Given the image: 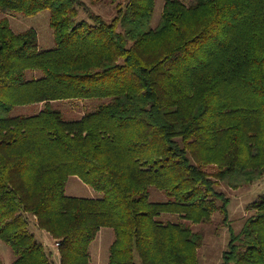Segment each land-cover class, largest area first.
I'll return each instance as SVG.
<instances>
[{
	"label": "trees",
	"instance_id": "obj_1",
	"mask_svg": "<svg viewBox=\"0 0 264 264\" xmlns=\"http://www.w3.org/2000/svg\"><path fill=\"white\" fill-rule=\"evenodd\" d=\"M156 1L121 0L107 21L79 19L80 0H0L5 14L49 9L54 38L42 49L34 28L0 19V239L11 264H52L31 217L60 264H91L103 227L115 233L109 264H198L204 233L192 224L229 218L219 185L264 176V0H164L154 23ZM101 98L74 120L54 106ZM70 176L103 196L66 194ZM150 186L168 199L150 200ZM248 209L218 264H264V195Z\"/></svg>",
	"mask_w": 264,
	"mask_h": 264
},
{
	"label": "rangeland",
	"instance_id": "obj_2",
	"mask_svg": "<svg viewBox=\"0 0 264 264\" xmlns=\"http://www.w3.org/2000/svg\"><path fill=\"white\" fill-rule=\"evenodd\" d=\"M80 1L83 7L79 9V19L89 20L88 14L93 12L101 14L107 21H110L115 15L117 3L121 0H101L97 3L91 0ZM163 4L164 0L156 1L154 23L158 22L160 18ZM3 16H7L11 28L16 33L34 28L38 33L39 47L42 49H49L54 46L49 9H43L39 13L30 16L16 13H0V19ZM103 101L104 99L102 98L95 100H67L56 102L54 106L63 114L66 120H74L79 118L83 113L96 109L95 107L103 103ZM25 108L17 106L13 114H32L37 109L34 106L27 110ZM207 168L212 169L209 166ZM219 188L230 198L228 205L229 218L224 222L223 215L219 211H216L212 214V218L208 223L192 224L195 231H202L204 233L203 244L198 249V264H218L221 261L222 252L227 248L230 239V229L238 232L249 214V204L259 200L264 195V176L238 188L229 187L224 183L219 185ZM65 193L88 198H100L103 196L102 192L85 184L76 176H70L66 181ZM149 198L152 201H166L168 199L166 194L155 186L149 187ZM160 219L163 221L180 220L178 215L168 213L162 214ZM30 220L29 229L34 234L35 239L51 255L52 264H60L58 246L53 237L46 230L40 229L32 217ZM114 237L115 233L111 227H103L99 230L89 248L91 264H109V247ZM14 257L11 248L0 239V259L2 264H11ZM137 264H141L140 259H137Z\"/></svg>",
	"mask_w": 264,
	"mask_h": 264
},
{
	"label": "crops",
	"instance_id": "obj_3",
	"mask_svg": "<svg viewBox=\"0 0 264 264\" xmlns=\"http://www.w3.org/2000/svg\"><path fill=\"white\" fill-rule=\"evenodd\" d=\"M35 108L37 107V109H36V111H34V112H37V111H39L41 108H42V103H39V104H37L36 106H34ZM27 109H29V108H25V110H27ZM1 260V259H0Z\"/></svg>",
	"mask_w": 264,
	"mask_h": 264
},
{
	"label": "built area",
	"instance_id": "obj_4",
	"mask_svg": "<svg viewBox=\"0 0 264 264\" xmlns=\"http://www.w3.org/2000/svg\"><path fill=\"white\" fill-rule=\"evenodd\" d=\"M58 244V243H57Z\"/></svg>",
	"mask_w": 264,
	"mask_h": 264
}]
</instances>
